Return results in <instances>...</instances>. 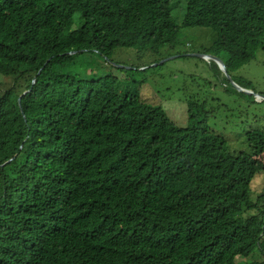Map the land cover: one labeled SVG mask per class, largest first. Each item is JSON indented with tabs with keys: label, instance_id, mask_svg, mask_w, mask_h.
Segmentation results:
<instances>
[{
	"label": "trees",
	"instance_id": "1",
	"mask_svg": "<svg viewBox=\"0 0 264 264\" xmlns=\"http://www.w3.org/2000/svg\"><path fill=\"white\" fill-rule=\"evenodd\" d=\"M183 2L179 24L174 0H0V264H264V98L232 76L264 0ZM183 27L216 34L229 82L223 106L188 96L184 127L110 62Z\"/></svg>",
	"mask_w": 264,
	"mask_h": 264
},
{
	"label": "rangeland",
	"instance_id": "2",
	"mask_svg": "<svg viewBox=\"0 0 264 264\" xmlns=\"http://www.w3.org/2000/svg\"><path fill=\"white\" fill-rule=\"evenodd\" d=\"M174 1L177 5L175 4L173 14L180 24L185 2ZM215 39L216 34L210 28L183 27L175 44L162 49L160 55L150 56L137 50L118 48L113 51L110 62L117 67L133 69L134 73L127 78L129 85L137 86L145 102L152 106L163 107L176 124L184 127L187 120L185 100L188 96L207 99L217 94L221 98L220 105L223 106L228 102L224 100V88L221 86V84H229L224 79L225 73L213 61L208 64L202 60L205 57H196L198 54L201 55ZM220 58L221 60L218 59L221 62L225 60L224 56ZM215 66L220 70L218 71ZM138 67L139 70H142V67L146 69L139 73ZM232 76L236 81L251 83L253 94L264 98V49H258L255 57L232 73ZM9 82L8 78L0 79V90L6 89L8 87L6 84ZM251 110L262 116L264 123V104L255 105ZM226 114L223 113L224 118L227 117ZM262 126L264 127V124ZM255 166L260 172L253 181L252 192L258 194L264 187V154L263 157L256 159ZM237 263L245 264V260L238 258Z\"/></svg>",
	"mask_w": 264,
	"mask_h": 264
},
{
	"label": "water",
	"instance_id": "3",
	"mask_svg": "<svg viewBox=\"0 0 264 264\" xmlns=\"http://www.w3.org/2000/svg\"><path fill=\"white\" fill-rule=\"evenodd\" d=\"M197 57H199V58H202V55H200V54H198V55H196ZM210 59H212V60H214L217 64H219V66H220V69L225 73V66H224V64L218 59V58H216V57H214V56H208ZM227 78L229 79V77L227 76ZM235 86V85H234ZM236 89H238L239 91H242V92H244V93H247V94H252V92H248V91H244V90H242V89H240L238 86H236ZM255 96H258V95H255Z\"/></svg>",
	"mask_w": 264,
	"mask_h": 264
},
{
	"label": "clouds",
	"instance_id": "4",
	"mask_svg": "<svg viewBox=\"0 0 264 264\" xmlns=\"http://www.w3.org/2000/svg\"><path fill=\"white\" fill-rule=\"evenodd\" d=\"M201 55H202V54H201ZM208 56H209V55H202V58L205 57V58H203V60L205 61V60L210 59ZM222 63H223V62H222ZM216 64H217V63H216ZM217 66L220 68L219 64H217Z\"/></svg>",
	"mask_w": 264,
	"mask_h": 264
}]
</instances>
